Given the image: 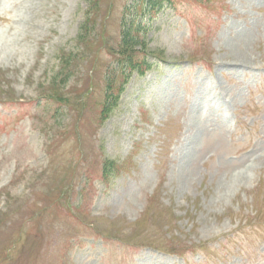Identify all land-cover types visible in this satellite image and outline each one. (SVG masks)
Segmentation results:
<instances>
[{
  "label": "rangeland",
  "instance_id": "374dc122",
  "mask_svg": "<svg viewBox=\"0 0 264 264\" xmlns=\"http://www.w3.org/2000/svg\"><path fill=\"white\" fill-rule=\"evenodd\" d=\"M161 1L21 0L0 264H264V0Z\"/></svg>",
  "mask_w": 264,
  "mask_h": 264
},
{
  "label": "trees",
  "instance_id": "16d2710c",
  "mask_svg": "<svg viewBox=\"0 0 264 264\" xmlns=\"http://www.w3.org/2000/svg\"><path fill=\"white\" fill-rule=\"evenodd\" d=\"M160 1L161 0H159V3H160ZM147 5H148V3H147ZM142 8L144 9V5L142 6ZM132 29L133 30L136 29L135 31L140 32V33L143 32L142 25L135 26ZM136 43H137V41L134 40V41L128 42L126 44V48L123 51L124 56L126 55L125 56V58H126V64H120L121 75L119 74L120 76H119V79H118V82H117L118 84L116 85L115 83H113L112 85H114L116 87H125L127 85L128 78L131 76V74L133 73V71H139V72H141L143 69H145V67H147L146 65L148 64V62L146 61V59H142L141 61H135L134 60V57L132 56V55H134L132 53V47L135 46ZM118 64H119V62H118ZM115 69L118 70V67H115ZM123 80H125V81H123ZM117 92H118V88H117ZM114 97H115V94L109 95V102H106L107 103L106 110H105L106 112L103 114V119H105L107 117L106 115L109 112H112L117 107L118 101H117V99H114ZM104 165H105V162H104ZM106 165L109 166L108 172L111 173V172L116 171L114 169V162L113 161H111V163H109V162L106 163ZM105 172H106V169H105Z\"/></svg>",
  "mask_w": 264,
  "mask_h": 264
},
{
  "label": "clouds",
  "instance_id": "9594fccd",
  "mask_svg": "<svg viewBox=\"0 0 264 264\" xmlns=\"http://www.w3.org/2000/svg\"><path fill=\"white\" fill-rule=\"evenodd\" d=\"M21 0H0V39L3 38L5 30L9 26V21L16 20L19 15L18 6Z\"/></svg>",
  "mask_w": 264,
  "mask_h": 264
},
{
  "label": "bare ground",
  "instance_id": "6f19581e",
  "mask_svg": "<svg viewBox=\"0 0 264 264\" xmlns=\"http://www.w3.org/2000/svg\"><path fill=\"white\" fill-rule=\"evenodd\" d=\"M190 134V133H189ZM203 140V139H202Z\"/></svg>",
  "mask_w": 264,
  "mask_h": 264
}]
</instances>
